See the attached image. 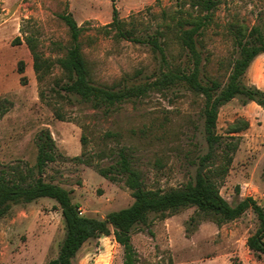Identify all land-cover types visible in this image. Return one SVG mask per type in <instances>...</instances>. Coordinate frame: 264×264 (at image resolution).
I'll return each instance as SVG.
<instances>
[{"label":"rangeland","instance_id":"1","mask_svg":"<svg viewBox=\"0 0 264 264\" xmlns=\"http://www.w3.org/2000/svg\"><path fill=\"white\" fill-rule=\"evenodd\" d=\"M116 5L126 28L140 40L122 38L116 29L98 28L112 21V0H0V101L12 103L0 117V168L35 166L37 136L49 129L58 158L47 164L42 176L69 190L84 215L101 219L134 201L124 181L99 172L115 161L120 147H127L147 188L162 190L193 179L195 161L207 151L203 97L184 85L153 88L109 110L60 90L68 75L58 59L72 45L63 13H72L84 27L81 47L96 84L120 88L155 81L163 62L147 42L151 37H159L172 69L189 65L180 43V23L191 13L196 15V8L187 3L179 9L176 0H116ZM232 25L264 28V0H222L213 21L197 38L204 80L227 81L238 56ZM27 37L52 62L43 68L42 81L34 70ZM253 80L249 70L245 82L254 84ZM240 116L249 120L250 127L239 133L242 140L220 191L233 205L252 196L264 208V111L237 97L221 108L217 131L226 135L230 123ZM83 134L88 142L83 157L91 164L72 159L84 150ZM259 226L253 209L218 225L200 218L196 207H187L166 218L152 214L147 224L137 227L133 242L139 264H264V253L247 244ZM65 234L62 209L55 199L16 203L0 220V264H46L57 257ZM123 256L124 249L113 234L100 235L82 246L73 264H123Z\"/></svg>","mask_w":264,"mask_h":264},{"label":"trees","instance_id":"2","mask_svg":"<svg viewBox=\"0 0 264 264\" xmlns=\"http://www.w3.org/2000/svg\"><path fill=\"white\" fill-rule=\"evenodd\" d=\"M176 1L179 9L189 3L198 11L196 15L191 13L185 22L180 23V43L189 55V65L182 70L172 69L159 37H151L147 42L160 54L163 62L156 80L152 83L126 85L120 88L99 85L93 81L89 62L81 47L84 27L78 24L72 13L61 14V18L69 27L72 45L67 55L58 59L68 75V81L61 85L60 90L79 96L95 108L109 110L126 99L146 95L150 89L161 90L174 85H184L203 97V131L207 151L199 154L195 161L196 173L193 179L179 187L162 190L147 188L143 174L133 165L127 147H120L115 153V161L107 167L99 168V172L110 180L124 181L131 190L134 201L125 208L109 212L101 219L84 215L79 203L72 200L69 190L45 181L42 176L44 169L49 162L56 161L58 155L56 141L51 131L43 129L36 139L38 154L35 166L23 168L20 164H9L0 168V220L11 212L16 203H28L41 197L55 199L62 209L66 234L57 257L46 264H73L78 251L88 240L111 234L124 249L123 264H139V252L133 242V234L137 227L147 224L152 214L166 218L187 207H196L200 218H210L218 225L235 220L248 209H253L260 220V226L248 238L247 244L250 249L264 253V208L252 196H247L233 205L220 191V186L229 172L232 156L242 140L239 133L248 129L250 122L240 116L230 123L226 135L217 131L221 108L237 97L242 98L244 104L254 101L264 109V89L245 82L252 62L264 53V28L253 26L251 29H245L242 25H232L230 29L235 36L238 56L233 62L227 81L224 83L216 78L204 80L203 57L197 38L213 21V13L222 0ZM112 2V21L98 28L106 32L116 29L122 38L140 40L132 29L126 28V20L120 17L116 0ZM26 41L34 58V70L38 79L42 81L43 68H49L52 62L37 50L31 37H27ZM20 64L19 70L23 72L24 62L21 61ZM60 90L58 93H61ZM11 104L8 99L0 101V117L9 110ZM56 114L59 118H64L59 111H56ZM81 143L84 148L82 154L72 159L91 164V161H85L83 157L88 144L85 134L81 137ZM195 219L192 217V220Z\"/></svg>","mask_w":264,"mask_h":264},{"label":"crops","instance_id":"3","mask_svg":"<svg viewBox=\"0 0 264 264\" xmlns=\"http://www.w3.org/2000/svg\"><path fill=\"white\" fill-rule=\"evenodd\" d=\"M249 70L252 71V74L254 77V80H253L254 84H256L258 87L264 89V53L257 56V58L252 62ZM253 103L257 104L254 101L250 102V104H253ZM260 108H262V107L260 106ZM262 110L264 111L263 108H262Z\"/></svg>","mask_w":264,"mask_h":264}]
</instances>
